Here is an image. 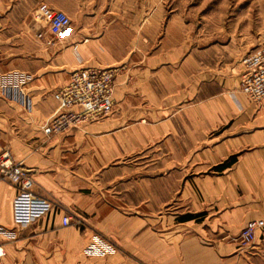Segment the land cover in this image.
I'll return each mask as SVG.
<instances>
[{
	"label": "crops",
	"instance_id": "1",
	"mask_svg": "<svg viewBox=\"0 0 264 264\" xmlns=\"http://www.w3.org/2000/svg\"><path fill=\"white\" fill-rule=\"evenodd\" d=\"M40 1L52 6L0 0V83H21L29 99L0 94V144L57 207L0 237L4 264H264V226L252 246L238 242L247 222L264 220V100L239 90L240 62L148 52L140 30L123 45L119 0L100 15L70 11L76 20L46 46L32 17ZM81 67L116 69L113 110L47 137L53 94ZM15 193L0 180V226L12 227ZM64 214L81 225L62 226ZM94 233L118 251L88 255Z\"/></svg>",
	"mask_w": 264,
	"mask_h": 264
},
{
	"label": "built area",
	"instance_id": "2",
	"mask_svg": "<svg viewBox=\"0 0 264 264\" xmlns=\"http://www.w3.org/2000/svg\"><path fill=\"white\" fill-rule=\"evenodd\" d=\"M34 21L44 23V27L35 33V37L46 46L52 45L68 30L69 16L55 9L45 1H40L33 10ZM48 33L50 39H45ZM242 67L239 90L254 105L264 100V39L247 55L240 59ZM115 68L81 67L71 72L69 81L53 94L58 106L56 111L41 125L47 136L59 135L87 121H95L105 117L113 110ZM0 94L29 106V99L23 91L21 83H0ZM78 107V110H74ZM30 170L22 161L14 160L11 153L0 144V180L11 184L15 190L12 210V227L0 226V237L12 241L16 237V229L23 228L43 217L57 205L51 199L33 192V178ZM81 220L64 214L61 225H81ZM264 226V220L247 222L239 232L240 246L253 245L256 231ZM117 249L99 234H93L86 246L88 255H107ZM5 250L0 243V264H4Z\"/></svg>",
	"mask_w": 264,
	"mask_h": 264
},
{
	"label": "rangeland",
	"instance_id": "3",
	"mask_svg": "<svg viewBox=\"0 0 264 264\" xmlns=\"http://www.w3.org/2000/svg\"><path fill=\"white\" fill-rule=\"evenodd\" d=\"M50 1L53 7L65 8L63 11L72 24L76 18L71 19L70 11L76 14L78 6L100 15L114 0ZM118 3H121L123 45L132 44L135 30H140L141 37L136 39L147 46L145 51L174 49L181 51L180 55L190 52L195 59L199 53L207 67L238 63L264 39V0H119ZM99 235L117 249L112 241Z\"/></svg>",
	"mask_w": 264,
	"mask_h": 264
},
{
	"label": "trees",
	"instance_id": "4",
	"mask_svg": "<svg viewBox=\"0 0 264 264\" xmlns=\"http://www.w3.org/2000/svg\"><path fill=\"white\" fill-rule=\"evenodd\" d=\"M186 217H188V215Z\"/></svg>",
	"mask_w": 264,
	"mask_h": 264
}]
</instances>
